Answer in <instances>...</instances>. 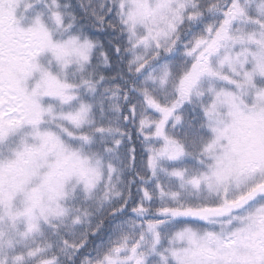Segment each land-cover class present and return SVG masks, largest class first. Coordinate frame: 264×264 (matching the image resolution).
<instances>
[{"label":"snow or ice","instance_id":"1","mask_svg":"<svg viewBox=\"0 0 264 264\" xmlns=\"http://www.w3.org/2000/svg\"><path fill=\"white\" fill-rule=\"evenodd\" d=\"M0 264H264V0H0Z\"/></svg>","mask_w":264,"mask_h":264},{"label":"trees","instance_id":"2","mask_svg":"<svg viewBox=\"0 0 264 264\" xmlns=\"http://www.w3.org/2000/svg\"><path fill=\"white\" fill-rule=\"evenodd\" d=\"M129 132L132 133V139L130 142H128V147L131 148V147H135L136 149V152H137V159L140 158V153H141V144H140V141L139 139L136 137L135 133L132 131L131 128H129Z\"/></svg>","mask_w":264,"mask_h":264}]
</instances>
